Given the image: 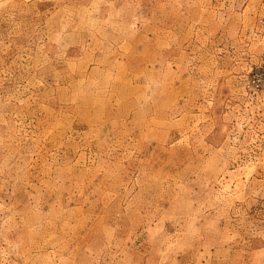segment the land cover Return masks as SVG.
<instances>
[{
  "label": "rangeland",
  "instance_id": "374dc122",
  "mask_svg": "<svg viewBox=\"0 0 264 264\" xmlns=\"http://www.w3.org/2000/svg\"><path fill=\"white\" fill-rule=\"evenodd\" d=\"M0 264H264V0H0Z\"/></svg>",
  "mask_w": 264,
  "mask_h": 264
}]
</instances>
